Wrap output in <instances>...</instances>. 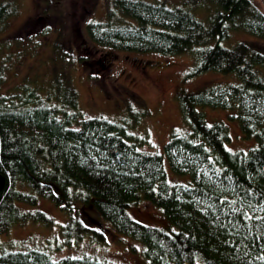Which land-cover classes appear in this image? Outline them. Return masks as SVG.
I'll use <instances>...</instances> for the list:
<instances>
[{
    "label": "trees",
    "instance_id": "obj_1",
    "mask_svg": "<svg viewBox=\"0 0 264 264\" xmlns=\"http://www.w3.org/2000/svg\"><path fill=\"white\" fill-rule=\"evenodd\" d=\"M208 2L213 9L207 21L186 4L114 0L120 14L111 10L104 21L83 23L81 61L109 65L104 54L95 55V44L188 52L195 60L192 74L235 75L233 81L177 94L183 122L171 130L162 154L144 148L145 138L129 132L123 121L83 117L64 66L63 95L40 94L28 82L32 69L25 79H15L13 65L40 42L2 35L20 0H0V234L27 218L49 224L45 210L20 205H35L44 196L68 213L62 225L67 236L103 242V229L127 235L141 242L147 264H264V11L253 0ZM48 31L44 26L40 32ZM233 31L251 39L223 44ZM202 106L233 111L242 137H254L255 145L227 148L226 122H208ZM164 157L174 172L189 174L190 182L167 180ZM139 199L161 208L174 231L133 217L129 207ZM0 264L115 263L89 253L54 258L40 247H2Z\"/></svg>",
    "mask_w": 264,
    "mask_h": 264
},
{
    "label": "rangeland",
    "instance_id": "obj_2",
    "mask_svg": "<svg viewBox=\"0 0 264 264\" xmlns=\"http://www.w3.org/2000/svg\"><path fill=\"white\" fill-rule=\"evenodd\" d=\"M163 1L169 5L186 4L204 21L212 15L213 5L208 0ZM253 1L264 11V0ZM111 10L120 14L114 0H20L18 14L9 17L1 33L12 39L25 36L24 43L34 41L35 38L40 43L31 54L22 58L20 64L16 66L14 62L13 68L18 71L15 79L19 80L23 75L25 79L32 69L28 82L35 85L40 94L44 91H58L59 95H63L65 78L60 69L64 66L68 83L77 92L78 107L83 117L105 116L123 121L129 132L145 138L144 148L163 154V145L170 137L171 130L180 127L183 122L177 94L191 92L214 82L233 81L235 75L214 70L192 74L195 60L188 52L163 54L155 51H123L95 44V47H91L95 55L104 54L110 60L109 65L79 60L78 56L86 53L83 47H77L86 32L83 23L104 21ZM44 26L49 27L47 33L40 32ZM242 38L251 39V36L249 33L233 31L226 39L227 43H222L231 46ZM62 56L65 59L62 60ZM9 80L11 82V75ZM199 109L205 112L208 122L216 119L226 122L229 133V139L225 141L227 148L237 150L255 145L254 137H242L238 123L232 116L233 111L208 106ZM137 118L139 120L135 122ZM163 166L167 180L190 182V175L174 172L166 157ZM20 205L24 209L45 210L51 222L47 224L27 218L14 223L0 234V249L40 247L54 258L89 253L115 264H147L140 251L141 242L127 235L103 229V242L86 236H67L62 225L68 219V213L47 197L39 196L35 205ZM129 213L143 222L168 231L176 228L161 208L146 199H139L130 205Z\"/></svg>",
    "mask_w": 264,
    "mask_h": 264
},
{
    "label": "water",
    "instance_id": "obj_3",
    "mask_svg": "<svg viewBox=\"0 0 264 264\" xmlns=\"http://www.w3.org/2000/svg\"><path fill=\"white\" fill-rule=\"evenodd\" d=\"M4 184V176L0 173V189L2 188Z\"/></svg>",
    "mask_w": 264,
    "mask_h": 264
}]
</instances>
